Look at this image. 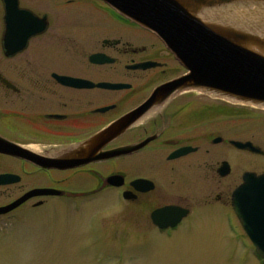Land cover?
<instances>
[{"label": "flooded vegetation", "instance_id": "obj_1", "mask_svg": "<svg viewBox=\"0 0 264 264\" xmlns=\"http://www.w3.org/2000/svg\"><path fill=\"white\" fill-rule=\"evenodd\" d=\"M16 3L29 14H11L12 35L5 45L0 0V138L27 154L0 152V174H10L12 180L0 184V207L34 189L59 193L28 195L0 213V218L16 223L14 235L32 229L22 220L23 211L35 220L36 210L49 206L47 200L95 196L105 190L121 197L126 219L146 229L147 240L151 232L170 236L188 226L240 228L231 197L242 174L235 185L223 181L240 164L231 151L264 154L238 149L231 141L239 139L225 136L226 129L232 128L235 136L239 131V111L225 118L230 108H209L210 101L219 104L216 98L181 89L159 93L154 104L127 119L155 90L187 72L158 36L101 0ZM123 119L116 133L78 152L94 135ZM109 177L116 178L107 182ZM71 183L80 188L69 189ZM71 206L78 210L82 205ZM89 222L84 235L90 242L77 243L79 251L107 245L98 238L106 233L105 223Z\"/></svg>", "mask_w": 264, "mask_h": 264}, {"label": "water", "instance_id": "obj_2", "mask_svg": "<svg viewBox=\"0 0 264 264\" xmlns=\"http://www.w3.org/2000/svg\"><path fill=\"white\" fill-rule=\"evenodd\" d=\"M102 1L118 14L155 33L187 71L164 85L163 91L162 88L155 90L143 105L126 115L127 119L134 117L138 110L154 104L159 93L181 89H194L213 97L264 109V0ZM3 2L6 23L4 40L7 45L12 35L11 14L26 11L17 9L16 0ZM12 53L7 51L6 55ZM4 83L10 86L5 80ZM97 85L107 88L122 86L112 83ZM124 120L94 135L78 152L87 151L90 143L99 145L116 133ZM231 142L237 148L264 153L250 141ZM0 152L27 154L25 149L2 138ZM72 163H75L74 157ZM10 176L0 174V184L12 181ZM115 178L109 177L107 182ZM138 183L136 180L134 186L138 187ZM34 193L59 192L47 188L34 189L30 194L0 207V213L12 209ZM231 204L256 254L264 259V171L260 174L245 171L242 182L233 190Z\"/></svg>", "mask_w": 264, "mask_h": 264}, {"label": "rangeland", "instance_id": "obj_3", "mask_svg": "<svg viewBox=\"0 0 264 264\" xmlns=\"http://www.w3.org/2000/svg\"><path fill=\"white\" fill-rule=\"evenodd\" d=\"M209 98L215 99L210 95ZM216 99L219 104L210 101L209 108H223L225 112L230 108L225 118L236 115L237 110L240 114L236 136L232 128L224 131L225 136L250 140L264 150V109ZM231 155L233 159H239L240 164L233 167L231 176L224 182L235 185L237 175L243 171L260 173L264 170V156L235 150ZM225 158H230L227 148ZM68 188L75 190L80 187L71 183ZM123 203L121 197H116L115 190H105L95 196L47 200L49 206L36 210L35 220L29 218L30 212H22V220L32 229L27 234L18 232L16 236V223L10 224L11 218L2 217L0 264H264L257 258L254 247L241 228L231 230L223 224L188 226L170 236L151 232L147 240L146 229L130 222L131 218L126 219V211L121 210ZM76 204L82 206L78 210L73 209L71 205ZM128 213L131 214L130 210ZM88 220L99 225L105 223L106 233L98 235V238L106 242L108 249L78 250L77 243L90 242L84 235L91 227Z\"/></svg>", "mask_w": 264, "mask_h": 264}]
</instances>
